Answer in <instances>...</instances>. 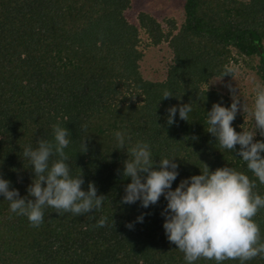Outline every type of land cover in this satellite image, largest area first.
<instances>
[{
  "label": "trees",
  "instance_id": "trees-1",
  "mask_svg": "<svg viewBox=\"0 0 264 264\" xmlns=\"http://www.w3.org/2000/svg\"><path fill=\"white\" fill-rule=\"evenodd\" d=\"M130 2L0 0V175L26 196L33 173L23 149L52 139V125L59 122L71 133L65 151L72 174L82 170L83 189L94 182L97 194L106 197L100 210L81 216L47 208L43 223L33 227L0 196V264H186L165 235L163 197L147 209L139 201L121 204L130 179L118 174L127 155L116 131L148 142L157 162L177 158L173 190L199 175L203 163L210 170L227 165L256 180L239 156L207 133L206 113L213 103L230 106L228 96L209 85L224 74L232 78L231 63L243 60L264 82V0H184L182 24L168 21L167 31L144 12L137 25L129 23L124 12ZM141 34L146 46L166 42L171 50L162 81L141 75ZM166 89L173 98L162 99ZM190 102L188 120L177 112L176 122L167 125L166 109ZM81 125L87 126L84 134ZM241 125L246 128L238 114L233 127L239 132ZM82 135L90 136L87 153L80 152ZM256 185L264 196V184ZM142 213L143 222H136ZM104 216L107 225L97 227ZM254 220L264 239V209ZM245 264H264V257Z\"/></svg>",
  "mask_w": 264,
  "mask_h": 264
},
{
  "label": "clouds",
  "instance_id": "clouds-1",
  "mask_svg": "<svg viewBox=\"0 0 264 264\" xmlns=\"http://www.w3.org/2000/svg\"><path fill=\"white\" fill-rule=\"evenodd\" d=\"M229 75L224 74L222 79ZM225 87L230 93L231 104L213 103L206 113L207 133L215 138L220 148L239 156L247 170L264 184V82L254 81L251 105L241 101L237 87L231 83ZM173 96L166 89L162 99ZM192 110V102L169 107L166 109L167 125L176 122L177 112L180 120L187 121ZM238 114L250 117L252 127L241 125L238 132L233 127ZM80 131L86 133L87 126L81 125ZM257 135L261 139H256ZM114 136L118 147L127 155L123 171L118 170V174L130 179L124 187L121 204L132 205L139 201L140 207L147 209L157 205L163 197L167 202L161 212L165 235L184 254L186 264H195L200 259L214 260L216 264L239 260L240 264H245L257 256L264 257V239L254 220L264 209V196L255 191L256 180L227 165L210 170L203 163L199 175L182 179L173 190V183L180 175L175 156L159 158L157 162L148 142H133L131 136L122 131H116ZM192 139L198 138L193 136ZM89 140L90 136H81V153H87ZM71 142L70 131L57 122L52 125V139H38L35 147L31 144L24 147L23 157L33 173L26 196L22 197L11 187V181L0 175V196L9 202L12 213L25 216L33 227L43 223L47 208L55 209L58 215L81 216L100 210L106 199L97 194L94 182L88 183L87 190L83 189L82 170L78 175L72 174L65 151ZM145 215L138 216L136 222L142 223ZM107 221L108 217H101L96 226L105 227ZM125 227L131 230L134 223H127Z\"/></svg>",
  "mask_w": 264,
  "mask_h": 264
},
{
  "label": "rangeland",
  "instance_id": "rangeland-1",
  "mask_svg": "<svg viewBox=\"0 0 264 264\" xmlns=\"http://www.w3.org/2000/svg\"><path fill=\"white\" fill-rule=\"evenodd\" d=\"M184 0H131L130 7L124 12L125 18L129 23L137 25V16L144 12L156 19L161 27L167 31L168 21H172L180 27L183 22ZM140 49L143 50V57L139 62L140 72L144 79L149 81H162L166 77L167 67L171 62V50L166 42L158 46H146L147 38L141 34ZM257 60V59H256ZM256 62H254V65ZM234 75L230 79L219 78L210 82V87L224 93L230 99V93L225 87L231 83L234 88H238L241 101L245 100L251 105L254 98V81H259L251 66H247L243 60L238 63H231ZM222 79V80H221ZM231 101V99H230ZM246 128L252 127L250 117L243 116Z\"/></svg>",
  "mask_w": 264,
  "mask_h": 264
}]
</instances>
